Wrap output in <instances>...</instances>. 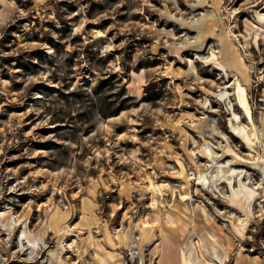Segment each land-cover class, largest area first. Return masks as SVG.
Wrapping results in <instances>:
<instances>
[{
    "label": "rangeland",
    "instance_id": "rangeland-1",
    "mask_svg": "<svg viewBox=\"0 0 264 264\" xmlns=\"http://www.w3.org/2000/svg\"><path fill=\"white\" fill-rule=\"evenodd\" d=\"M0 264H264V0H0Z\"/></svg>",
    "mask_w": 264,
    "mask_h": 264
},
{
    "label": "bare ground",
    "instance_id": "bare-ground-1",
    "mask_svg": "<svg viewBox=\"0 0 264 264\" xmlns=\"http://www.w3.org/2000/svg\"><path fill=\"white\" fill-rule=\"evenodd\" d=\"M244 128H246V130H248V136L250 137V135H253V130H252V128H248L247 126H245ZM249 131H251V132H249Z\"/></svg>",
    "mask_w": 264,
    "mask_h": 264
}]
</instances>
